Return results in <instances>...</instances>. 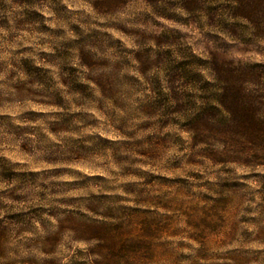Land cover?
Instances as JSON below:
<instances>
[{
  "label": "rangeland",
  "instance_id": "rangeland-1",
  "mask_svg": "<svg viewBox=\"0 0 264 264\" xmlns=\"http://www.w3.org/2000/svg\"><path fill=\"white\" fill-rule=\"evenodd\" d=\"M185 19L0 0V264H264V165L189 131L198 57L264 63V40Z\"/></svg>",
  "mask_w": 264,
  "mask_h": 264
},
{
  "label": "trees",
  "instance_id": "trees-1",
  "mask_svg": "<svg viewBox=\"0 0 264 264\" xmlns=\"http://www.w3.org/2000/svg\"><path fill=\"white\" fill-rule=\"evenodd\" d=\"M146 1L167 19L182 13L187 17L185 24L205 20V26H220L229 35L264 40V0ZM198 59L196 77L209 94L199 96L190 118L193 138L225 148L221 152L212 149L219 160L264 165V63L235 62L216 55ZM82 234L93 232L83 230ZM99 264L123 263L103 255Z\"/></svg>",
  "mask_w": 264,
  "mask_h": 264
}]
</instances>
